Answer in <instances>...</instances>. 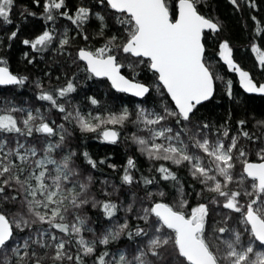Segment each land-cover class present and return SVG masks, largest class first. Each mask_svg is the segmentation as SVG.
<instances>
[{
    "label": "snow or ice",
    "instance_id": "1",
    "mask_svg": "<svg viewBox=\"0 0 264 264\" xmlns=\"http://www.w3.org/2000/svg\"><path fill=\"white\" fill-rule=\"evenodd\" d=\"M211 3L0 0V264H264V0H229L259 79Z\"/></svg>",
    "mask_w": 264,
    "mask_h": 264
},
{
    "label": "trees",
    "instance_id": "2",
    "mask_svg": "<svg viewBox=\"0 0 264 264\" xmlns=\"http://www.w3.org/2000/svg\"><path fill=\"white\" fill-rule=\"evenodd\" d=\"M209 7L214 11L216 15H220L221 17L229 16L233 21L232 36L237 45L236 58L238 62L241 63L242 67H245L246 70L251 71L255 78L259 79L260 73L259 71H257L258 62L255 60V54L251 52L250 46H247L248 42L243 39L244 33L240 31V28L243 27V25L239 24V21L237 20L238 14L232 12L229 0H212V3L209 5ZM9 54L10 63L14 71H19L22 74L33 72L36 76L40 75L39 68L43 67V65L30 67L29 65L25 64L22 57L21 45L19 44V42H16L14 44L12 49L9 50ZM48 57L52 58L51 53H48ZM46 70L47 69H45V71ZM219 71L221 75L225 76V79H233V87L238 95H245V93L240 89L237 75L233 74L230 70H227L226 67L220 69ZM53 82H55V80H53ZM98 87L103 89L104 86L101 84L98 85ZM246 95L249 97L248 103L250 110L255 111L264 107V96L249 94ZM228 108L229 101L227 99L221 100L220 97H217V100L215 102L206 105L205 108L202 109V111L205 113V115H210L213 120H216L218 117H223ZM236 118L238 119L239 115H237ZM91 150L99 152L101 155L115 153L116 156L113 158V162L123 164V160L118 158L125 150V146L123 143H121V145L116 148L113 146H105L101 142H93ZM140 164L145 170L150 166L146 157H140Z\"/></svg>",
    "mask_w": 264,
    "mask_h": 264
},
{
    "label": "water",
    "instance_id": "3",
    "mask_svg": "<svg viewBox=\"0 0 264 264\" xmlns=\"http://www.w3.org/2000/svg\"><path fill=\"white\" fill-rule=\"evenodd\" d=\"M240 86V85H239ZM240 89L244 92V90L242 89V87L240 86ZM249 95H261V94H249Z\"/></svg>",
    "mask_w": 264,
    "mask_h": 264
}]
</instances>
